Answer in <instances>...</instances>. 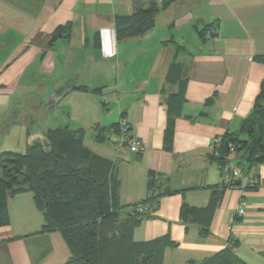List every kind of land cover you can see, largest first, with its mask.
<instances>
[{
	"label": "crops",
	"instance_id": "crops-1",
	"mask_svg": "<svg viewBox=\"0 0 264 264\" xmlns=\"http://www.w3.org/2000/svg\"><path fill=\"white\" fill-rule=\"evenodd\" d=\"M152 1L164 2L0 0V138L10 136L12 122L26 131L40 125L42 132L70 123L86 132L93 153L115 164L122 206L148 198L151 175L163 178L157 194H168L134 238L150 242L169 235L178 247L166 252L165 264L203 261L231 241L239 242L236 255L245 263L264 264V165L250 170L260 186L242 191L223 189L220 164L211 160L215 139L239 132L261 93L264 0H181L159 11L154 29L119 41V20ZM70 24V38L51 45L57 29ZM173 63L182 67L181 80L170 75ZM84 86L89 91L79 90ZM19 90L40 107L15 109ZM180 94L181 110L174 99ZM170 115L176 117L172 144L166 142ZM122 120L144 151H118L96 140L98 128ZM184 203L194 209L186 220ZM242 203L246 215L235 217ZM9 208L11 224L0 228V264L69 261L60 233H40L44 216L33 194L17 196Z\"/></svg>",
	"mask_w": 264,
	"mask_h": 264
},
{
	"label": "trees",
	"instance_id": "trees-1",
	"mask_svg": "<svg viewBox=\"0 0 264 264\" xmlns=\"http://www.w3.org/2000/svg\"><path fill=\"white\" fill-rule=\"evenodd\" d=\"M179 1L164 0L161 5L152 1L148 8L139 9L132 16L119 20L118 40L138 38L154 29L159 11ZM210 28L208 26L200 35L204 37ZM71 32V24L58 28L51 45L60 38H70ZM95 45L97 50L101 49L99 35ZM258 60L264 64V57ZM173 73H178V80H181L180 64L173 63L170 75ZM79 90L89 91L85 86ZM174 99L181 110L183 95ZM212 103L213 99L208 100L206 107ZM175 123L176 117L170 115L166 131L168 144H172ZM120 124L98 128L96 140L112 145L109 136L120 133ZM130 134L133 135L131 128ZM85 135V131L75 130L67 123L46 129L44 140L33 142L24 154L0 152V228L11 224L10 201L31 193L36 208L44 216L40 233H60L67 243L71 258L66 264H165L166 252L178 247L169 235L150 242H137L134 238L135 229L145 219L153 217L155 204L168 194H157V190L165 185L163 178L151 175L148 198L133 208L122 206L121 184L115 164L93 153L85 142ZM222 140L219 155H211V160L219 162L221 173L230 145L236 148L235 160L245 174L250 176V170L264 165V81L253 112L244 120L240 131L226 133ZM124 148L130 150L127 145L119 150ZM252 179L255 180L254 177ZM258 186L260 183L256 181V186L248 189ZM221 187L239 189L238 186L223 184ZM139 205L148 211L140 212ZM193 213L194 209L184 203L182 219H188ZM203 233L208 234V231L203 230ZM238 247V241H231L229 247L216 255L189 264H247L236 255Z\"/></svg>",
	"mask_w": 264,
	"mask_h": 264
},
{
	"label": "built area",
	"instance_id": "built-area-1",
	"mask_svg": "<svg viewBox=\"0 0 264 264\" xmlns=\"http://www.w3.org/2000/svg\"><path fill=\"white\" fill-rule=\"evenodd\" d=\"M109 139L114 148L117 150H119L121 146L127 145L132 153L138 154L144 151V144L138 138L130 134V126L126 120H122L120 124V133L112 134L109 136ZM222 142V137L215 139L211 147L212 154L219 155L218 150L220 149ZM229 147L230 150L226 156V163L222 170V184L228 187L238 186V188L242 191L248 189L249 187L256 186V181L248 174H245L244 170L238 166V163L235 160L236 148L233 145H230ZM138 210L142 213L148 211V209L143 205H139ZM245 215L246 205L242 203L236 210L234 216L239 217Z\"/></svg>",
	"mask_w": 264,
	"mask_h": 264
},
{
	"label": "rangeland",
	"instance_id": "rangeland-1",
	"mask_svg": "<svg viewBox=\"0 0 264 264\" xmlns=\"http://www.w3.org/2000/svg\"><path fill=\"white\" fill-rule=\"evenodd\" d=\"M24 94L22 93L21 90L18 91V94L15 95L14 100H12V106L15 105L18 107V109H22L23 113L27 111L28 109L34 107L37 109L40 107L39 104L33 99H31V96H23ZM17 99V100H15ZM14 118L12 117V121ZM29 122V117H26V123ZM14 122L11 123V129L12 132L10 136H4L0 138V150L2 151H9L13 153H20L24 154L28 150L29 146L33 142H42L44 140L43 136V127L40 125L36 126H31L30 131L29 129L22 130L21 126L19 124L14 125ZM42 130V131H41ZM4 147V148H2Z\"/></svg>",
	"mask_w": 264,
	"mask_h": 264
}]
</instances>
